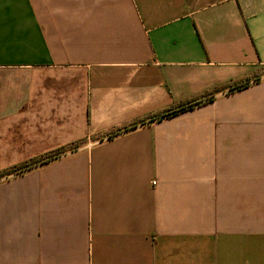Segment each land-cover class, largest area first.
<instances>
[{
	"label": "crops",
	"instance_id": "obj_1",
	"mask_svg": "<svg viewBox=\"0 0 264 264\" xmlns=\"http://www.w3.org/2000/svg\"><path fill=\"white\" fill-rule=\"evenodd\" d=\"M77 143L0 264H264V0H0V173Z\"/></svg>",
	"mask_w": 264,
	"mask_h": 264
},
{
	"label": "trees",
	"instance_id": "obj_2",
	"mask_svg": "<svg viewBox=\"0 0 264 264\" xmlns=\"http://www.w3.org/2000/svg\"><path fill=\"white\" fill-rule=\"evenodd\" d=\"M259 82V79H255L253 80L252 82L251 81H248L244 86L247 87L249 85H251L252 83H257ZM213 98H207L205 99L204 101L205 102H210L212 101ZM203 101H200V102H197V103H193V104H189V105H186V106H183V107H180L174 111H169L167 113H163L159 116H157L156 118L154 119H151L148 121V123H154V122H159V121H162V120H165V119H169V118H172V117H175L177 115H179L180 113L186 111V110H189V109H192L196 106H199L200 104H202ZM146 123H140V125H145ZM137 126H139V124H134L132 125L131 127H126L116 133H114L113 136H118V135H121L123 133H126L128 131H131L133 129H136ZM81 146V143H77V144H74V145H71L69 147H65V148H62V149H59L57 151H54L48 155H45L43 157H40L38 159H35V160H32L28 163H25L19 167H16V168H13V169H10V170H7V171H4V172H1L0 173V181L4 180V179H8L10 177H13V176H17L19 174H23L33 168H36V167H39L41 165H44V164H47V163H50L52 161H55L59 158H61L62 156L64 155H67L68 153H72V152H75L79 147Z\"/></svg>",
	"mask_w": 264,
	"mask_h": 264
}]
</instances>
